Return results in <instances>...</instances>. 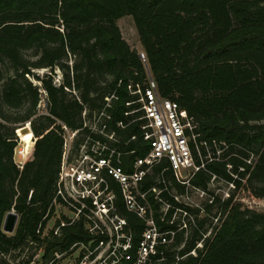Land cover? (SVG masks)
Instances as JSON below:
<instances>
[{
  "label": "trees",
  "instance_id": "16d2710c",
  "mask_svg": "<svg viewBox=\"0 0 264 264\" xmlns=\"http://www.w3.org/2000/svg\"><path fill=\"white\" fill-rule=\"evenodd\" d=\"M125 16L134 19L146 61L123 37L118 21ZM150 74L160 96L177 101L198 123L201 156L193 148L194 157L205 164L189 185L167 160L147 175L143 189L151 190L156 224L169 233L153 264H264V212L236 200L245 185L264 199V0H0V264H24L17 250L28 249L33 258L40 250L92 240L83 219L65 226L58 220L60 235L44 233L56 212L63 125L78 131L73 154L90 137L88 148L107 143L122 151L129 168L134 155L128 152L144 157L147 144L141 121L133 122L139 114L125 115L138 107L127 106L137 98L128 87H145ZM43 94L46 113L40 111ZM85 111L87 120L110 116L102 123L117 141L85 127ZM28 125L35 146L21 167L18 130ZM223 180L234 185L227 198L211 189ZM153 188L169 206L164 221ZM195 188L207 195L200 206L173 193ZM116 204L137 245L147 223L128 211L119 191ZM11 211L19 215L13 234L4 231ZM178 213L188 222L174 220Z\"/></svg>",
  "mask_w": 264,
  "mask_h": 264
},
{
  "label": "built area",
  "instance_id": "2783aa9c",
  "mask_svg": "<svg viewBox=\"0 0 264 264\" xmlns=\"http://www.w3.org/2000/svg\"><path fill=\"white\" fill-rule=\"evenodd\" d=\"M141 54V58L146 61L145 52ZM128 88L137 98L127 102V106L138 107L125 115L139 114L133 122L142 123L143 138L147 144L145 156L137 157L135 149L129 151L128 154L134 155V160L128 168L123 163L122 151L110 149L107 143L94 141L93 146L88 148V142L92 140L90 137L79 154H73L78 131L71 132L63 125L66 131L65 152L53 205L70 213L65 215L67 220L60 219L61 226L83 219L88 224L92 240L78 241L65 250L49 253L47 250H40L33 258L28 249L15 251L14 254L20 255L24 264H153L160 246L166 245V234L169 233L157 226L154 207L149 198L151 190H144L143 183L154 167L166 160L177 179L188 183L205 166L203 162L201 165L196 163L193 150L195 148L201 156V134L198 133L196 120L177 101L160 96L151 74L145 87L131 82ZM113 98H116L115 95L106 98V106H110ZM83 116L86 120L85 127L117 141L115 134L107 133V125L102 123L103 118L110 120V116L101 113L92 120H87V111ZM99 124H103L102 127ZM127 125L123 121L118 123L121 128H126ZM131 139L136 140L137 137L133 136ZM221 153L222 149L218 147V158ZM206 159L213 160L210 155ZM228 167L231 168L230 165ZM229 185L234 188L232 183ZM118 191L128 211L147 223L137 245L127 228V220L118 211ZM152 191L156 194L155 198L163 204L164 221L169 206L159 197L161 191L157 188ZM195 191L201 196L206 195L198 188ZM227 196L230 194L227 193ZM61 226L55 227L53 235H60ZM46 230L47 227L44 233ZM41 235L42 238L49 236ZM7 258L10 262V255Z\"/></svg>",
  "mask_w": 264,
  "mask_h": 264
},
{
  "label": "rangeland",
  "instance_id": "374dc122",
  "mask_svg": "<svg viewBox=\"0 0 264 264\" xmlns=\"http://www.w3.org/2000/svg\"><path fill=\"white\" fill-rule=\"evenodd\" d=\"M118 24L121 28L123 37L126 39V41L130 44V46L137 50L138 52L141 50H144L140 37L138 34V31L135 26V22L132 16H125L121 18L118 21ZM143 52V51H142ZM141 53V52H140ZM70 63L72 64V60H70ZM4 71H6V67H1ZM43 73V72H42ZM55 83L60 84L63 81V72L61 69L56 70L55 74ZM34 82L37 84V81L34 80ZM46 96L43 94L42 102L40 105V111L42 113H46ZM18 134L20 135V143L18 148L15 151V161L18 164H25L33 155V149H34V143H35V136L32 132V129L30 125L19 129ZM33 147V148H32ZM32 148V149H31ZM31 149V151H30ZM212 190L216 191L217 194L223 195L224 198H227V193L233 192V187H231L226 181H220L216 182L214 185H212ZM174 194H176L181 201H184L192 206H199L201 205L207 195L201 196L198 192L190 189L186 194L181 195L177 192V190L173 191ZM236 200L242 204L243 207L250 210H256L258 212H264V199L258 200L252 196V194L248 191L247 186L238 189L236 191ZM66 214H70L68 211L63 210L62 208L57 207L56 212L54 216L50 219L48 222L47 230L51 231L55 229L56 223L60 219H64V216ZM67 216V215H66ZM185 215H182L181 213H178L175 215L174 220L181 222H188V220L185 218ZM217 223V220L215 221Z\"/></svg>",
  "mask_w": 264,
  "mask_h": 264
},
{
  "label": "water",
  "instance_id": "95a60500",
  "mask_svg": "<svg viewBox=\"0 0 264 264\" xmlns=\"http://www.w3.org/2000/svg\"><path fill=\"white\" fill-rule=\"evenodd\" d=\"M140 56H142L141 53ZM18 220H19V215L15 211L9 212L5 219L4 231L6 233L13 234L16 230Z\"/></svg>",
  "mask_w": 264,
  "mask_h": 264
},
{
  "label": "crops",
  "instance_id": "0c3cea01",
  "mask_svg": "<svg viewBox=\"0 0 264 264\" xmlns=\"http://www.w3.org/2000/svg\"><path fill=\"white\" fill-rule=\"evenodd\" d=\"M142 51L144 52V50H141V51H139V53L142 52Z\"/></svg>",
  "mask_w": 264,
  "mask_h": 264
}]
</instances>
